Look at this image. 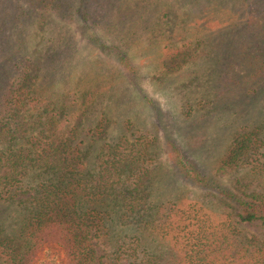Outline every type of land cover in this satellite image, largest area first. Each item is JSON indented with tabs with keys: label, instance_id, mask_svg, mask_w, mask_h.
<instances>
[{
	"label": "trees",
	"instance_id": "trees-1",
	"mask_svg": "<svg viewBox=\"0 0 264 264\" xmlns=\"http://www.w3.org/2000/svg\"><path fill=\"white\" fill-rule=\"evenodd\" d=\"M48 1L69 8L65 0ZM89 2L81 0L77 8L83 20L107 19L108 13L97 5L89 8ZM257 4L260 18L248 16L235 29H216L220 37L212 34L213 41L222 44L221 56L231 44L234 59L219 62L225 68L203 121L219 109L243 115L264 97V0ZM3 12L0 198L14 201L19 211L13 227L0 228V258L6 264H35L44 249L57 251V259L47 264H264L263 130L234 133L215 173L198 167L186 146L166 141L176 171L224 204L219 219L204 212L200 203L184 208L177 201L149 199L155 138L128 127L127 133L103 142L88 160L80 124L88 110L87 97L77 106L55 105L38 91L43 62L20 53V33L6 27L8 12ZM176 41L165 45V73L178 71L207 46L217 50L211 43L202 47L201 39ZM230 68L237 72L232 74ZM234 169L246 176L228 187L219 177ZM251 226L260 230L250 232ZM146 235L167 239L166 251H147ZM120 257L129 261L119 263Z\"/></svg>",
	"mask_w": 264,
	"mask_h": 264
},
{
	"label": "rangeland",
	"instance_id": "rangeland-1",
	"mask_svg": "<svg viewBox=\"0 0 264 264\" xmlns=\"http://www.w3.org/2000/svg\"><path fill=\"white\" fill-rule=\"evenodd\" d=\"M65 1L69 8L48 0H0V22L2 11H7L6 27L11 33H20V53L43 62L36 81L38 91L55 105L77 106L87 97L84 105L88 110L80 108L84 105L79 108L86 112L80 124L88 160L103 142L127 133L128 127L136 134L154 137L147 180L149 199L177 201L184 208L200 203L204 212L219 219L224 204L176 171L166 141L186 146L198 167L215 173L234 133L255 128L264 131V97L243 115L219 109L207 121L201 118L215 101L217 79L225 68L219 62L234 59L231 44L221 56L222 44L214 42L212 34L220 37L216 29H235L248 16L260 18L258 0H90L89 8L97 5L109 14L98 23L82 19L77 10L81 0ZM182 39H201L202 47L211 43L217 50L207 46L178 71L165 73L161 63L165 45ZM230 70L237 72L236 68ZM192 143L194 148L188 146ZM242 176L246 175L234 169L219 179L233 187ZM18 212L14 201L0 198V228L13 227ZM259 230L258 226L249 227L250 232ZM143 243L147 251L158 253L166 251L169 242L146 235ZM56 253L44 249L35 264L57 259ZM117 260L129 261L124 257ZM0 264H6L3 257Z\"/></svg>",
	"mask_w": 264,
	"mask_h": 264
}]
</instances>
